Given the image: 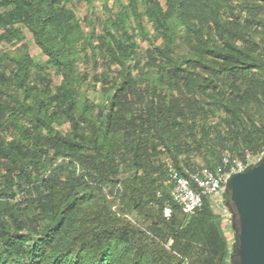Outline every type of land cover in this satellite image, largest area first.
Instances as JSON below:
<instances>
[{
	"label": "trees",
	"instance_id": "1",
	"mask_svg": "<svg viewBox=\"0 0 264 264\" xmlns=\"http://www.w3.org/2000/svg\"><path fill=\"white\" fill-rule=\"evenodd\" d=\"M74 1L0 0V44H20L0 54V264H231L210 202L192 214L173 203L165 158L197 169L190 156L210 140L214 170L226 153L264 155V121L250 111L264 106V0H243L229 21L222 0H127L89 37ZM80 44L106 66L94 78L102 102L80 94ZM216 108L228 115L221 126Z\"/></svg>",
	"mask_w": 264,
	"mask_h": 264
},
{
	"label": "rangeland",
	"instance_id": "2",
	"mask_svg": "<svg viewBox=\"0 0 264 264\" xmlns=\"http://www.w3.org/2000/svg\"><path fill=\"white\" fill-rule=\"evenodd\" d=\"M162 4H165L166 0H160ZM243 0H222L224 3L222 9V18L223 20L229 21L234 20V17L231 14V8L239 5ZM118 2L127 3V0H108L105 4L104 0H94L92 4L86 3V1L75 0L70 6L75 9L76 14L80 20L81 27L84 31L85 36L89 37L92 33H99L101 31V26L103 21L107 19L108 16L114 15L118 9ZM239 8L236 9L238 11ZM245 13L243 12V16L241 18V22L245 23ZM150 33H153V27L145 18L144 21ZM254 30H257V25L251 26ZM180 32L179 45L177 50L183 53L189 50V42L185 41L183 38L186 36V30L183 26L178 27ZM214 33V31H213ZM215 34V33H214ZM256 34V33H255ZM218 37V35H215ZM259 37V34L256 35ZM28 47L29 53L33 57L35 61L39 64L45 63L47 60V56L42 52L40 47L36 44L32 33L25 29V40ZM93 44L97 43L95 37H93ZM140 43L141 52H143L148 46V41L138 38ZM20 44H0V54L5 51L15 52L18 49ZM96 55L94 50L89 45L80 44L78 53L75 56V65H74V74L80 76V94L86 96L90 100L102 102L105 97L101 89V83L95 84V74L101 73L106 69L105 64L102 61H99L98 64L95 62ZM50 72L52 79L55 84H59L62 80V74L57 72L55 69H48ZM153 75V73H150ZM250 111L254 113L257 120L264 121V106L262 110L258 107H254L253 105L250 108ZM228 117L227 112L221 108H216L214 113H211V122L216 125H223L225 119ZM61 128L65 131L69 129V125L67 122H63ZM220 151L213 145V141L210 140L204 150L201 153H192L191 163L195 167H207L210 162H214L217 160V156ZM168 162H171L167 157L165 158ZM216 213L221 217L223 221L224 232L229 240L231 246H233L234 241V232L231 226V212L226 204L225 195L223 198V204L221 208L216 209ZM127 219L132 224H139V217L136 215H129Z\"/></svg>",
	"mask_w": 264,
	"mask_h": 264
},
{
	"label": "water",
	"instance_id": "3",
	"mask_svg": "<svg viewBox=\"0 0 264 264\" xmlns=\"http://www.w3.org/2000/svg\"><path fill=\"white\" fill-rule=\"evenodd\" d=\"M234 241L231 264H264V155L226 183Z\"/></svg>",
	"mask_w": 264,
	"mask_h": 264
},
{
	"label": "built area",
	"instance_id": "4",
	"mask_svg": "<svg viewBox=\"0 0 264 264\" xmlns=\"http://www.w3.org/2000/svg\"><path fill=\"white\" fill-rule=\"evenodd\" d=\"M262 157L263 155L260 154L248 155L244 161L226 153L223 157V168L217 170L209 167L186 168V173H183L172 162H168L166 184L170 187L173 203L178 205L183 213L192 214L203 205L204 199H207L216 213V209L222 207L226 183L230 175L246 169ZM157 195L161 196L160 190ZM173 209V204L166 202L163 215L169 218Z\"/></svg>",
	"mask_w": 264,
	"mask_h": 264
}]
</instances>
